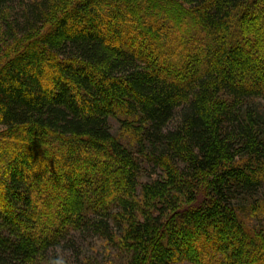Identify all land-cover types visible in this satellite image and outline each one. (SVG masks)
Segmentation results:
<instances>
[{"label": "trees", "instance_id": "1", "mask_svg": "<svg viewBox=\"0 0 264 264\" xmlns=\"http://www.w3.org/2000/svg\"><path fill=\"white\" fill-rule=\"evenodd\" d=\"M258 99L264 0H0V264H264Z\"/></svg>", "mask_w": 264, "mask_h": 264}, {"label": "rangeland", "instance_id": "2", "mask_svg": "<svg viewBox=\"0 0 264 264\" xmlns=\"http://www.w3.org/2000/svg\"><path fill=\"white\" fill-rule=\"evenodd\" d=\"M255 105L259 107L264 117V99L255 101ZM253 223L263 226L264 220L260 223L255 219ZM74 253V254H73ZM59 259L50 262V264H118V256L112 247L105 245L97 237H89L84 241L82 248L77 255V251L70 254L58 253ZM186 264V263H183Z\"/></svg>", "mask_w": 264, "mask_h": 264}]
</instances>
